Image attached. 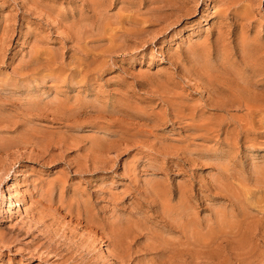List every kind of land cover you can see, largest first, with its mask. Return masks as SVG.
Listing matches in <instances>:
<instances>
[{
  "label": "rangeland",
  "instance_id": "rangeland-1",
  "mask_svg": "<svg viewBox=\"0 0 264 264\" xmlns=\"http://www.w3.org/2000/svg\"><path fill=\"white\" fill-rule=\"evenodd\" d=\"M0 264H264V0H0Z\"/></svg>",
  "mask_w": 264,
  "mask_h": 264
},
{
  "label": "bare ground",
  "instance_id": "bare-ground-1",
  "mask_svg": "<svg viewBox=\"0 0 264 264\" xmlns=\"http://www.w3.org/2000/svg\"><path fill=\"white\" fill-rule=\"evenodd\" d=\"M15 209L14 210H16V207H14ZM17 208H18V206H17Z\"/></svg>",
  "mask_w": 264,
  "mask_h": 264
}]
</instances>
